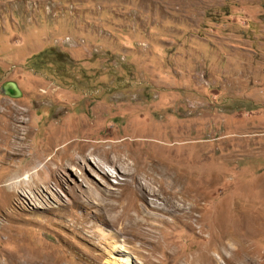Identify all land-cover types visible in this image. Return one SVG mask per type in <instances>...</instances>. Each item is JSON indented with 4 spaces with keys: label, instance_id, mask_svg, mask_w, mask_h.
I'll return each mask as SVG.
<instances>
[{
    "label": "rangeland",
    "instance_id": "1",
    "mask_svg": "<svg viewBox=\"0 0 264 264\" xmlns=\"http://www.w3.org/2000/svg\"><path fill=\"white\" fill-rule=\"evenodd\" d=\"M7 81L21 97L0 92V264H228L230 243L264 264V0H0ZM147 132L195 154L198 222L164 225L155 246L119 236L124 252L108 253L77 220L97 209L77 202L89 182L103 196L125 176L108 165L105 179L91 155L147 160ZM81 153L85 169L45 168ZM28 175L33 200V183L11 185Z\"/></svg>",
    "mask_w": 264,
    "mask_h": 264
},
{
    "label": "bare ground",
    "instance_id": "2",
    "mask_svg": "<svg viewBox=\"0 0 264 264\" xmlns=\"http://www.w3.org/2000/svg\"><path fill=\"white\" fill-rule=\"evenodd\" d=\"M18 116H21L19 111L15 112V124L13 126L16 129H18L17 124L20 122ZM141 137H152V139H157L154 142L156 144L155 150L154 152L151 150L152 154L147 156L148 158L147 160L145 159L146 161L143 158L130 163L127 157H120L117 158L118 163L115 164L112 160H95L93 155H91L95 164V172L102 175L105 179H108L109 171L106 170V167L108 165L115 166L123 172L125 179L121 183V189H108L103 193V196L91 186L93 184L92 182L84 179L85 182H89L88 185L90 187L82 193V200L77 202V206L80 208L86 210L97 209L98 212L93 220L87 221L84 216H81V218L77 220L83 226L82 229L85 228L88 229L89 232L92 231L90 234L92 239H97L99 243L105 245L109 249V251H107L108 253L110 252V248L114 245L118 247L119 252H124L125 249L118 245L119 236H133L132 239L127 238L125 241H141L145 245L155 246L160 243L161 240L160 231L158 232V230H164V225H171V228L174 229L175 226L178 227V225L185 224L183 228H190L191 230L195 225L194 222H198L194 213L195 209L198 208L195 205V198L199 189L198 185L202 183V179L199 180L197 178L198 162L195 158V154L189 150L179 152L180 150L178 151L176 145L164 143L165 140L163 141V137L160 134L147 132V134H143ZM74 145L69 143V145H65L63 148L57 150L56 153L64 149L69 150ZM17 149L23 150L24 148L22 144H18ZM90 161H92V159H90V157L88 158L87 154L81 153V155L69 156L66 164L58 163L57 159L52 158L49 160L47 166L49 164V166H51L53 163L56 165L53 168L45 165V168L50 169V176H53L59 174L62 169L67 167L85 169ZM37 174H39V171ZM23 180L24 181H21V183L11 184L15 191L24 190L25 186H27L25 181H28L33 183L29 186L31 191H33V197L30 196L32 200L36 199L37 192L40 194L43 193L37 191L38 188H35L36 186H34V184L37 183L36 179H31V176L28 175L24 177ZM241 211L238 207L235 208V213L239 214V216H241ZM219 223L224 224L221 221ZM99 224L112 229L114 233L108 231L93 232ZM234 236V233L225 231L222 238H229L235 242L237 239H235ZM231 245V243L230 245L226 244V247L223 249L225 255L232 252V254L230 253L231 256L228 257V264H236L233 261L235 256H238V258L235 259L236 261L239 259V264H258L252 258L244 257V260L242 258L240 259L239 252H235L236 250L233 251ZM221 247H223V244ZM149 256L152 257L153 254ZM168 257L174 259L177 257V253L169 252ZM184 259L185 260L182 261L183 264H192L193 260L189 261L187 258ZM213 261L217 262L216 260ZM121 262L126 264L129 263V261L123 259ZM16 264H21V262L17 261ZM50 264L56 263L51 262ZM217 264L220 263L217 262Z\"/></svg>",
    "mask_w": 264,
    "mask_h": 264
},
{
    "label": "water",
    "instance_id": "3",
    "mask_svg": "<svg viewBox=\"0 0 264 264\" xmlns=\"http://www.w3.org/2000/svg\"><path fill=\"white\" fill-rule=\"evenodd\" d=\"M0 92L3 95L8 96L12 99H17V98L21 97V93H20L17 85L13 81L4 82L0 87Z\"/></svg>",
    "mask_w": 264,
    "mask_h": 264
}]
</instances>
